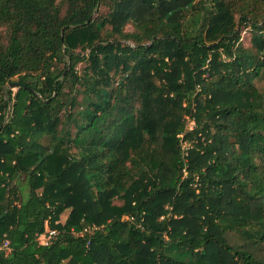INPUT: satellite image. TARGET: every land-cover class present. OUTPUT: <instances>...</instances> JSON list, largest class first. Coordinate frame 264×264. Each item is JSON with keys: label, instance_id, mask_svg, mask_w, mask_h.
<instances>
[{"label": "trees", "instance_id": "obj_1", "mask_svg": "<svg viewBox=\"0 0 264 264\" xmlns=\"http://www.w3.org/2000/svg\"><path fill=\"white\" fill-rule=\"evenodd\" d=\"M263 80L264 0H0V264H264Z\"/></svg>", "mask_w": 264, "mask_h": 264}, {"label": "built area", "instance_id": "obj_2", "mask_svg": "<svg viewBox=\"0 0 264 264\" xmlns=\"http://www.w3.org/2000/svg\"><path fill=\"white\" fill-rule=\"evenodd\" d=\"M187 149H188V146H186V144H184L182 147L184 158L188 155ZM98 229L99 228H97V227H94V228L93 227H87L80 232L72 231V234L74 236H77V237H82L85 235H92ZM56 235H57L56 230H52V229L47 227L46 232L41 236V238L39 239V242L41 245H45V246L49 245L52 242V240L56 237ZM0 251L9 252V241H5V242H3V244L0 245Z\"/></svg>", "mask_w": 264, "mask_h": 264}, {"label": "rangeland", "instance_id": "obj_3", "mask_svg": "<svg viewBox=\"0 0 264 264\" xmlns=\"http://www.w3.org/2000/svg\"><path fill=\"white\" fill-rule=\"evenodd\" d=\"M132 28L131 27H129V29L128 30H131ZM243 41H244V44L247 46V47H249L250 46V44H249V38H248V34L247 33H243ZM256 84L262 89V90H264V80L263 81H256ZM14 91H16V89H14ZM191 124V123H190ZM192 125V124H191ZM22 185V193H23V195H25L26 196V194H27V191H28V187L27 186H25L24 184H21ZM67 216H68V213L66 212V213H64L62 216H61V222L63 223L65 220H66V218H67Z\"/></svg>", "mask_w": 264, "mask_h": 264}, {"label": "water", "instance_id": "obj_4", "mask_svg": "<svg viewBox=\"0 0 264 264\" xmlns=\"http://www.w3.org/2000/svg\"><path fill=\"white\" fill-rule=\"evenodd\" d=\"M18 86V83H11V84H9V87L10 88H15V87H17Z\"/></svg>", "mask_w": 264, "mask_h": 264}]
</instances>
